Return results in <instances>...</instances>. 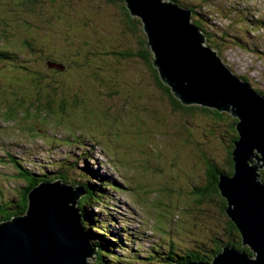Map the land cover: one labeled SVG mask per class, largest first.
<instances>
[{
    "label": "rangeland",
    "instance_id": "obj_1",
    "mask_svg": "<svg viewBox=\"0 0 264 264\" xmlns=\"http://www.w3.org/2000/svg\"><path fill=\"white\" fill-rule=\"evenodd\" d=\"M179 1L195 6L193 24L195 17L223 35L215 47L200 29L222 63L264 96V0ZM106 2L53 0L34 13L27 0H0V48L13 59L0 62V223L23 196L18 165L35 174L62 171L77 188L93 180L91 170L114 183L104 204L87 205L106 223L112 248L105 264H179L177 257L208 251L216 237L241 242L229 232L217 190L200 203L196 192L216 170L230 171L234 118L174 111L140 59L106 60L112 47L137 52L147 38L141 25L128 23L122 3ZM103 12L104 34L96 25ZM85 14L92 18L79 23ZM82 223L90 240L110 245Z\"/></svg>",
    "mask_w": 264,
    "mask_h": 264
},
{
    "label": "water",
    "instance_id": "obj_2",
    "mask_svg": "<svg viewBox=\"0 0 264 264\" xmlns=\"http://www.w3.org/2000/svg\"><path fill=\"white\" fill-rule=\"evenodd\" d=\"M124 4L131 17L140 19L147 37L145 47L152 54V67L172 96L185 106L197 104L228 113L237 120L234 129L238 140L231 152L233 174L220 176L217 189L226 202L225 214L240 234L241 246L247 247L251 255L225 246L209 264H264V183L259 173L264 168V97L205 46L204 36L191 22V11L168 0H124ZM62 67L56 66L59 70ZM79 189L77 196L84 195V190ZM64 195L69 193L40 185L28 195V219L12 228L0 227V264H81L83 260L87 264L85 258H91L92 248L79 226L76 211H59L58 216L48 213L51 227L56 226L68 240L66 243L57 236L67 246L61 245L67 251L65 255L58 251L53 256L47 250L36 249L27 229L32 214L38 218L35 209L46 208L49 200L62 203ZM59 225L65 231L73 229L74 235L63 232ZM39 244L45 245L44 241ZM195 262L188 264H206Z\"/></svg>",
    "mask_w": 264,
    "mask_h": 264
},
{
    "label": "trees",
    "instance_id": "obj_3",
    "mask_svg": "<svg viewBox=\"0 0 264 264\" xmlns=\"http://www.w3.org/2000/svg\"><path fill=\"white\" fill-rule=\"evenodd\" d=\"M27 1L31 3L32 8L34 9V13H37L36 6H43L46 4V2H51L53 0H38V1L27 0ZM106 1H107L106 3H108V4L117 3V2L122 3L123 5L121 4V6H122V9L124 10V16H125V18H127L128 23H129V21H131L132 23L139 24V26L141 25L140 19L130 16L129 11L124 7V3H123L124 0H106ZM168 1H172L176 6L187 9L189 11L192 10L193 13H195L194 12L195 6L192 3H184V2L182 3L179 0H168ZM103 6H104V2H103ZM24 7H26V6H24ZM98 8L101 9V6ZM103 15H104V12L100 15V18L98 20H96V25L100 28L101 32L104 34V16ZM91 16L92 15H90V14L86 15V17H83V15H82V19L80 20L79 23H81L84 19L92 18ZM102 16H103V20H101ZM194 21H195L194 25L199 29L200 33L202 30L203 33H206L207 36H209L210 45H214L215 47L216 46L219 47V46H221L222 43H225L224 40H220V39H223V35L221 33H217L216 31H214V29H213L214 25L213 24L205 25L202 22L197 21L195 19V17H194ZM249 24H251V23H249ZM251 25H254V24H251ZM254 26H256V25H254ZM207 29L209 30V33L207 32ZM142 32L144 33V31H142ZM244 35L247 36V34L243 32V34L241 36H244ZM225 36H227V35H225ZM84 38L86 40H88L87 37H84ZM81 39L82 38H80V40ZM241 41H243V39H239L237 41V43H240ZM101 42L104 43L103 40ZM145 45H146L145 40H139L138 51L132 52V53L124 51L123 49L117 48L114 45H109V47H111V46H114V47H112L111 51L107 52L105 58H106V60L109 58H113L119 62H126L129 59H135V58L140 59L141 63L147 68V70L150 72L152 77L156 80V83L159 85V88L169 98L170 105L174 111L192 112L194 110H197L199 112L210 115L213 118H217V119L223 118L224 113H219L213 109L204 108L200 105H192V106L187 105V106H185V105L181 104L179 101H177L172 96L169 88L164 86L162 84V82L160 81L159 74L152 67V62H151L152 61V54L146 49ZM210 49H212V48H210ZM78 51L82 52L83 49H78ZM76 52L77 51H74L71 53L76 54ZM84 52L86 53L87 51H84ZM79 55H81V54H79ZM10 57L11 56L9 55V53L7 51L0 48V62L12 63L13 59H11ZM76 58L78 59V61L84 63V59L82 57H76ZM8 60H10V61H8ZM46 64L52 65V66H56V65L61 66L62 65L65 68V66L63 64H60L57 62H47ZM54 70L58 71L59 69L55 68ZM238 78H240V77H238ZM240 79L242 81L246 82V79H244V78H240ZM246 83H248V82H246ZM256 93H258V92H256ZM262 97H264V96H262ZM45 103H46L47 107L50 106L49 100L48 101L46 100ZM228 120H230L231 128L233 125L235 127L237 120L236 119L232 120V118L230 116H228ZM235 133H236V131H235ZM237 140H238V135L236 133V136L233 139V146L232 147H234V141H237ZM233 149H232V151H233ZM229 160H230L229 163L231 165L230 171L224 172V171H217L216 170L215 173L210 177L209 185L207 187L205 185V187L197 189L196 192H197L198 196L200 197L198 200L199 203L203 202L205 197H210L212 195L211 191L214 192L217 190V193L219 195V191L217 189L218 178L220 176L231 177L233 174V165L234 164L232 163L231 153H230ZM18 168L21 170L19 175H21L26 182V186H25L24 191H23V196L20 199L17 198L16 204H15L13 210H11V211L8 210V222L6 223V225L5 224L2 225L0 223V227L5 226L6 228H12L16 224H18V223L21 224V223L25 222L26 219H28L27 213L30 212L28 195L38 185H40V186H51V187H56L59 190H66L69 193V195H64L65 197H64L62 203H59L56 200L55 201H50V200L46 201L45 202L46 208L34 210V213L38 216V218H36V217L33 218V214H32L30 221L26 223L27 229H29V233L33 237L34 247L36 249L47 250L53 256H57L58 251H61L63 255L67 254V251L61 245L65 246V247H67V246L62 244L61 242H59L58 238L64 242H66V243H68V240H67L66 236L56 226L51 227V225L49 223H52V222H48V220H49L48 219V213H49V211H52L55 216H58L59 211L63 212V210H74V212L76 211L77 216L80 218L81 223H79V225H80L81 230L84 232L85 237H87L88 241H90L88 244L92 248L91 251H92V254H93L94 259H95L94 263H92V264H105L104 257L108 258L109 255H104V252L108 251V253H109V252H111V250H109L108 248H110V249L112 248V243L106 238V235L109 234L108 231L106 230V228H104V225H106V223H104V225H101V222H103V220H100V219L96 220L93 216V212L88 210L87 205L96 199H98L100 201V203L104 204L103 198H104L105 189L106 188L114 189V187H113L114 183L111 182L106 176H104L102 174H98L95 171L86 170V172L88 173V175L86 177H92L93 180L83 179V181H79V184H81V186H79V188L84 190L83 191L84 196H77L81 190L80 189L77 190L76 185L73 186L72 184H69L66 181L67 177L65 176V174L62 173V171H59V172H40V174H35V173L28 172L26 169L20 167L19 165H18ZM56 168L58 170H61L60 166H58ZM50 176H52V177H50ZM261 177L262 178L264 177V172L261 173ZM82 178H83V176H82ZM102 182H104V183L102 184ZM219 197H220V195H219ZM220 198L222 199V197H220ZM222 200H223V201H221L222 208H223V212L225 214L226 202L224 199H222ZM74 203L75 204L79 203L78 205H80V208H77L76 206L73 207L72 205ZM81 203H83V204H81ZM31 207H32V200L30 202V209H31ZM99 208H100V206H99ZM226 217H227V215H226ZM82 221H89L92 225H94L95 228L93 227L92 230L96 231L95 234H97L99 236V239H100V237H102L104 235V242H109L110 245H108V247H106L105 243L103 244L102 242H99L98 240H90L91 239V233L89 231H86V228L84 227L85 224L82 223ZM30 222H31V224H30ZM227 224H228L229 232L239 234L235 225L233 224V222L229 218H228ZM59 227L61 228L60 225H59ZM96 227H98V229H96ZM72 231H73V229L72 230L69 229L66 231L63 230V232L68 233L69 235L73 236L74 233H72ZM101 234H103V235H101ZM57 236H58V238H57ZM40 241H44L45 245L41 246L39 244ZM240 241H241V238H240ZM225 246H231L237 250L245 251V252L251 254L247 248H245V247L243 248L241 246V242H239V241L237 242L235 239H228V241L225 242L224 239L216 237V238H214L213 246L208 251H205L202 254H199L197 252H192V253L188 252L187 255L180 257V258H178L175 254H173V255L175 257H177L179 264H188V263L194 262V261H197V262L200 261L202 263L209 264V263H211L212 259L217 254H219L222 251V248ZM71 257H75V256H71ZM172 260H173L172 257H167L165 259V262L166 263L172 262ZM81 264H84V260ZM88 264H90V263H88Z\"/></svg>",
    "mask_w": 264,
    "mask_h": 264
},
{
    "label": "bare ground",
    "instance_id": "obj_4",
    "mask_svg": "<svg viewBox=\"0 0 264 264\" xmlns=\"http://www.w3.org/2000/svg\"><path fill=\"white\" fill-rule=\"evenodd\" d=\"M208 45V44H207ZM262 173V171H260V174ZM261 179H262V177H261ZM84 233V232H83ZM85 235V234H84ZM86 238V237H85Z\"/></svg>",
    "mask_w": 264,
    "mask_h": 264
},
{
    "label": "clouds",
    "instance_id": "obj_5",
    "mask_svg": "<svg viewBox=\"0 0 264 264\" xmlns=\"http://www.w3.org/2000/svg\"><path fill=\"white\" fill-rule=\"evenodd\" d=\"M252 164H256V162L255 161H253V163Z\"/></svg>",
    "mask_w": 264,
    "mask_h": 264
},
{
    "label": "flooded vegetation",
    "instance_id": "obj_6",
    "mask_svg": "<svg viewBox=\"0 0 264 264\" xmlns=\"http://www.w3.org/2000/svg\"><path fill=\"white\" fill-rule=\"evenodd\" d=\"M64 68V67H63ZM259 173H260V171H259ZM260 176H261V174H260ZM247 253V252H246ZM249 254V253H248ZM249 255H251V254H249Z\"/></svg>",
    "mask_w": 264,
    "mask_h": 264
}]
</instances>
